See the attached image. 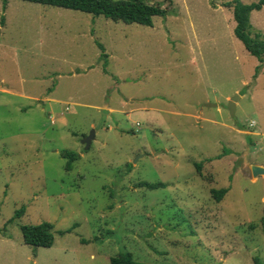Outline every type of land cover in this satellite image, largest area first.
I'll use <instances>...</instances> for the list:
<instances>
[{
  "label": "rangeland",
  "instance_id": "1",
  "mask_svg": "<svg viewBox=\"0 0 264 264\" xmlns=\"http://www.w3.org/2000/svg\"><path fill=\"white\" fill-rule=\"evenodd\" d=\"M147 1L151 26L0 0V264H264V60L233 0ZM43 221L52 245L25 244Z\"/></svg>",
  "mask_w": 264,
  "mask_h": 264
},
{
  "label": "trees",
  "instance_id": "2",
  "mask_svg": "<svg viewBox=\"0 0 264 264\" xmlns=\"http://www.w3.org/2000/svg\"><path fill=\"white\" fill-rule=\"evenodd\" d=\"M8 0H3L5 7ZM44 5L57 6L78 10L92 15H103L113 21H123L124 23H138L141 25L151 26L154 16H164L165 10L157 4L148 2L147 0H26ZM232 7L233 18L235 21L234 35L244 44L247 51L258 58L264 60V35L251 34V24L249 16L251 11L259 10L264 5V0H256L250 3H244L241 0H233L225 4ZM102 50L103 46L97 43ZM105 58L106 53L101 54ZM61 156L67 158L66 169L71 168L73 161L79 158V154L71 150H62ZM200 169V164H196ZM140 186H146L149 189L157 188L163 183H144L140 182ZM228 191V188H212L211 195L219 201ZM53 225L50 222L43 221L34 225L21 226L22 239L25 244L33 247H50L53 243L52 234ZM257 264H261L256 259ZM110 264H151L140 262L133 259L130 252H120L110 257Z\"/></svg>",
  "mask_w": 264,
  "mask_h": 264
},
{
  "label": "water",
  "instance_id": "3",
  "mask_svg": "<svg viewBox=\"0 0 264 264\" xmlns=\"http://www.w3.org/2000/svg\"><path fill=\"white\" fill-rule=\"evenodd\" d=\"M238 97V96H236ZM236 97L231 98L230 102H229V106H228V110L230 112V115L233 116L234 114V106H235V100ZM95 136V131L93 129L90 130V132L88 133V135H86L82 140V144L84 145V149H88L90 147V144L92 142V140L94 139ZM251 173L253 176H258V175H262L264 177V167L259 166V165H252L251 166ZM263 213H264V209H263Z\"/></svg>",
  "mask_w": 264,
  "mask_h": 264
}]
</instances>
